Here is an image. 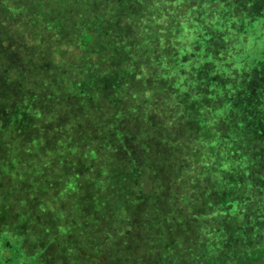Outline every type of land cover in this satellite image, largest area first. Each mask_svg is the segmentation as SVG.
I'll return each instance as SVG.
<instances>
[{
	"label": "rangeland",
	"instance_id": "obj_1",
	"mask_svg": "<svg viewBox=\"0 0 264 264\" xmlns=\"http://www.w3.org/2000/svg\"><path fill=\"white\" fill-rule=\"evenodd\" d=\"M92 4L104 20L89 21L94 46L81 59L85 48L60 42L74 26L61 34L59 19L48 24L39 9L2 21L0 9V92L13 96L26 82L37 95L52 90L56 110L79 92L106 110L109 92L140 80L139 98L155 85L163 107L157 117L144 102L134 117L122 113L117 125L132 138L117 145L59 139L3 155L68 169L25 177L19 191L0 188L9 240L26 258L38 251L27 264H264V0H79L67 14ZM110 4L116 11L106 18ZM54 27L49 39L44 30ZM61 50L75 54L62 68ZM176 62L187 81L171 80ZM182 111L188 123L170 126ZM147 120L160 127L151 133ZM97 145L113 153L93 155ZM161 146L168 153L157 156ZM52 147L56 155L43 152Z\"/></svg>",
	"mask_w": 264,
	"mask_h": 264
},
{
	"label": "trees",
	"instance_id": "obj_2",
	"mask_svg": "<svg viewBox=\"0 0 264 264\" xmlns=\"http://www.w3.org/2000/svg\"><path fill=\"white\" fill-rule=\"evenodd\" d=\"M57 1L52 3L49 7H46L45 5L44 7L41 0H30V2L26 4H21L16 0H0V9L3 13L1 20L5 21L13 14L14 11H18L21 14L25 10H28L31 12L29 13L31 16L34 10L39 9L40 12L44 13L48 17L44 18V20L48 22V24L54 20L59 19L57 20V22L60 23L61 34L66 27L69 26L71 28L72 26H74L67 32L68 35H62L63 38L60 40V42L64 41V43H66L67 45L78 44L79 47L85 48L83 50L86 51V56H81V54H79L78 58H87L89 56L88 53L91 52L90 49H92V47L94 46V42H91L93 38L92 34L90 32H86L90 28L88 26V23L89 21H99L100 23L102 20H104V16L102 14H99V9H92L93 4L92 7H90L91 9L87 11L88 13L74 11L67 14L68 11L66 7L72 8L71 5L78 4L79 0H60V2L56 4ZM12 3L15 5V7L12 8V11L8 9L7 12H4L3 8L12 5ZM44 3L46 4V2ZM50 8L62 9L66 14H58V16L53 17ZM105 11H102L101 13L106 14V18H108L113 17L116 9L110 4L107 6V10ZM29 20L31 21L30 17ZM143 22L146 24L149 23L146 21ZM33 27H35V33L39 31V25L37 23H34ZM176 27L182 28L181 21H179L175 28ZM52 30V33L47 29L44 30L48 34L49 39H54L58 36V29L54 27ZM152 36L154 35L152 34ZM150 40L152 41L153 39ZM72 41V44L68 43ZM158 45L165 46V41L162 44ZM62 53L63 51L61 50V55L59 56V58L63 61L58 62V65H60L59 63H70L75 59V54L73 52L69 57L64 56ZM143 63L144 61H142V64ZM64 65L67 68L66 64ZM85 65H88V62H86ZM105 65H103L102 67H105ZM62 66L63 65H60L61 68ZM176 66L177 69L174 68L175 70L172 74L171 80H173L174 78L179 79L181 82L187 81L182 77V74L184 72H180L179 74H177V72L180 71L178 67L183 68V65L176 62ZM145 80L146 81H144V83L148 82L146 76ZM25 83L22 84L23 89H19L17 93L13 94V96L10 93L4 95L0 92V146L2 144H9L10 147H7L5 149L0 147V158L3 155L14 154L16 152V149L20 150L18 146H22V150L20 151L23 154H26L25 152H27L28 148L23 146L24 144H34L37 142L54 143L59 139L89 140L93 144L110 143L117 145V142L121 140L132 138L131 136L122 133L121 130H124V128H120V126L117 125V123L121 121L122 113L130 114V117H134V115H136L137 113V106L135 105V103L144 102L157 117V114L155 113L156 110L163 107V104L160 101V96H158V89L155 88V85L153 86L151 91L149 90V93L147 94L149 97L145 98L147 101L139 98L140 95L138 94L137 89L143 83L140 80H135L129 86L124 87L126 88V91H115L114 88L113 93L109 92L105 99L109 102V104L111 103V106H109V109L106 108V110H101L99 107H97V105H94L93 101L90 98V102L86 103V99L81 92L77 94L69 93L71 97H67L61 103L59 102L61 109L56 110L55 107H53L51 104L53 96L49 92L51 91L52 93H54L52 90L46 92L45 94H42L39 90H37L39 92V95H37L31 89H29L28 86H26L27 88H24ZM174 84L175 83H173V85ZM231 85H233L232 82H230L229 86ZM62 91L63 89L61 90V92ZM117 94H120L118 95L119 100L114 101L116 100L115 96H117ZM60 95L61 94H59L57 97H59ZM43 98L46 99L45 106H41V99ZM112 99L113 101H111ZM182 100L183 99L176 101L183 102ZM99 101L104 102L105 100L101 99ZM66 105H73V108H68ZM174 115L175 114H173L170 126L184 125L188 123V121L183 120L185 115L184 111H182L179 115ZM157 120H159V118H157ZM147 122L150 131L155 127H160L158 121L153 122L147 120ZM127 132L133 136L132 131ZM164 139H158L155 142L164 143ZM19 143L23 144L21 145ZM92 149L94 150L93 155H104L105 153H109L110 155L113 153L111 147L110 149L104 151L103 146L97 145L92 147ZM168 150L169 149H166L165 146L158 147L156 151L157 156H163L167 154ZM43 152L49 153L53 156L56 155V150L53 149V147L44 150ZM51 159L53 160V158ZM1 160L2 159H0V188L14 187V189L17 191L22 188L23 178L25 177H49L50 175L57 174V172L62 173L63 170H68L63 166V170L60 171L58 168H56V162H53L54 160L37 161L36 159L30 158V161H28L29 163H25L22 161L12 162L8 160ZM27 182L29 184L37 183L31 180H28ZM34 187L37 188L36 186H33L32 188ZM12 231L13 230L8 227L7 222H0V254L4 258L2 260L3 264H10V262L13 264H27L29 260L36 261L37 256L39 255L38 251H31L29 253V257L26 258V253L22 250L20 251L18 247H16L9 240L8 236ZM19 258H21L22 261L19 260Z\"/></svg>",
	"mask_w": 264,
	"mask_h": 264
}]
</instances>
